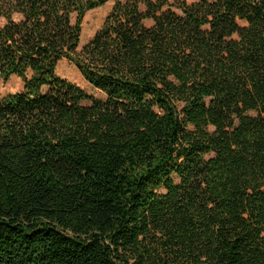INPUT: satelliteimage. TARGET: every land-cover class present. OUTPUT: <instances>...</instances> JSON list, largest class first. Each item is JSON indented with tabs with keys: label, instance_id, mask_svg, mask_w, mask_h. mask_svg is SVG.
I'll return each mask as SVG.
<instances>
[{
	"label": "trees",
	"instance_id": "16d2710c",
	"mask_svg": "<svg viewBox=\"0 0 264 264\" xmlns=\"http://www.w3.org/2000/svg\"><path fill=\"white\" fill-rule=\"evenodd\" d=\"M0 21L23 83L0 99V264H264V0H0Z\"/></svg>",
	"mask_w": 264,
	"mask_h": 264
},
{
	"label": "rangeland",
	"instance_id": "374dc122",
	"mask_svg": "<svg viewBox=\"0 0 264 264\" xmlns=\"http://www.w3.org/2000/svg\"><path fill=\"white\" fill-rule=\"evenodd\" d=\"M171 1V0H170ZM113 5V1H109L106 4L97 7L93 10L88 11L82 21L81 25V36H80V45L81 47L84 43L89 41L94 34L102 26L106 15L109 13ZM2 21H0L1 23ZM147 25L151 21L145 22ZM56 73L63 79L74 82L83 88L85 91L91 94L98 95V91L94 90L88 82L81 76L76 66L70 61L63 59L58 62L56 66ZM23 87V83L16 76L12 75L7 80L0 79V99L4 96L20 91Z\"/></svg>",
	"mask_w": 264,
	"mask_h": 264
}]
</instances>
